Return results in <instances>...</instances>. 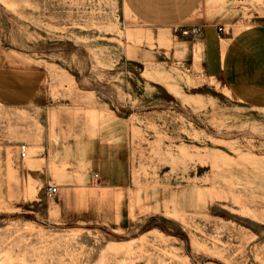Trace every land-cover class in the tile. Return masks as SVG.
<instances>
[{
  "label": "rangeland",
  "instance_id": "1",
  "mask_svg": "<svg viewBox=\"0 0 264 264\" xmlns=\"http://www.w3.org/2000/svg\"><path fill=\"white\" fill-rule=\"evenodd\" d=\"M197 6L229 34L264 25V0ZM139 28L124 0H0V264H264V110L205 77L183 33L155 49ZM47 127L101 130L90 200L49 194Z\"/></svg>",
  "mask_w": 264,
  "mask_h": 264
},
{
  "label": "crops",
  "instance_id": "2",
  "mask_svg": "<svg viewBox=\"0 0 264 264\" xmlns=\"http://www.w3.org/2000/svg\"><path fill=\"white\" fill-rule=\"evenodd\" d=\"M197 3L198 0H124L140 26L137 32L148 34L155 49L164 46V37L171 39L169 48H183L176 43L179 33H183L186 52L205 77L221 81L242 104L264 110V25L235 35L225 29L220 31L218 25H199L194 17ZM195 28L196 35L192 33ZM130 52L133 55L129 58L138 61H145L148 56L155 58L158 53L134 48ZM39 135L37 166L42 182L59 186L55 196L61 192L67 193L72 202L90 200L89 195L98 190L96 182L105 176L103 167L113 159L98 139L101 130L47 127L40 129ZM55 207L50 212L62 218L65 207Z\"/></svg>",
  "mask_w": 264,
  "mask_h": 264
},
{
  "label": "built area",
  "instance_id": "3",
  "mask_svg": "<svg viewBox=\"0 0 264 264\" xmlns=\"http://www.w3.org/2000/svg\"><path fill=\"white\" fill-rule=\"evenodd\" d=\"M220 31H222V28H220ZM187 33V32H185ZM193 34H197L198 33V29L195 28L193 31H192ZM19 156L21 159L25 160L28 158L29 156V147L28 145L26 144H22L20 147H19ZM57 193V187H53V186H50L49 187V194L50 195H54Z\"/></svg>",
  "mask_w": 264,
  "mask_h": 264
}]
</instances>
